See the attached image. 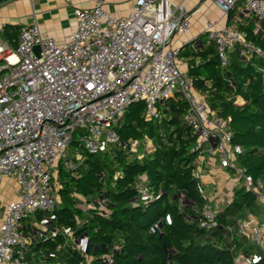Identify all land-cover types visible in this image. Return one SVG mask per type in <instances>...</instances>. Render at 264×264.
Masks as SVG:
<instances>
[{
	"label": "built area",
	"instance_id": "built-area-1",
	"mask_svg": "<svg viewBox=\"0 0 264 264\" xmlns=\"http://www.w3.org/2000/svg\"><path fill=\"white\" fill-rule=\"evenodd\" d=\"M132 1L124 16L109 12L106 0L75 7L76 27L63 42L42 34L36 21L21 25L17 38L9 40L3 36L5 23L0 24V186L8 177L20 187L16 197L4 203L0 264H29L23 251L29 238L20 232L21 221L53 208V170L60 159L69 164L67 152L76 134L80 147L89 153L103 151L111 143L137 152L139 142H121L114 129L133 101H142L147 117H156L158 101L181 97L187 104L184 121L197 133L192 148L199 152L197 161L217 155L219 164L232 169L264 203L262 181L254 180L237 163L242 147L230 143L226 121L195 90L187 69L178 65V50L170 46L175 34L188 29L189 15L175 16L169 0ZM212 1L224 12L239 3L244 13L264 22V0ZM203 32L214 42L222 66L235 48L245 58L262 54L235 27L207 21ZM133 188L143 204L152 197L144 175ZM198 189L205 195L202 185ZM217 211L207 199L199 225L215 227ZM47 222L41 220L43 225ZM236 231L247 236L255 249L235 255L234 264H264V218H237ZM63 233L68 234V229L63 228ZM86 242L83 237L75 245L82 254ZM106 260L110 264L111 257Z\"/></svg>",
	"mask_w": 264,
	"mask_h": 264
},
{
	"label": "trees",
	"instance_id": "trees-1",
	"mask_svg": "<svg viewBox=\"0 0 264 264\" xmlns=\"http://www.w3.org/2000/svg\"><path fill=\"white\" fill-rule=\"evenodd\" d=\"M20 27L6 23L3 36L16 39ZM235 28L262 54L245 58L235 48L222 66L214 42L207 38L202 49L183 45L176 57L186 64L208 107L226 121L230 143L242 147L237 163L264 185V35L252 24ZM157 110L156 117H147L144 103L133 101L114 126L121 142H139L137 152L111 143L103 151L89 153L74 136L67 152L74 166L63 159L56 164L59 201L51 210L32 214L37 221L48 219V233L34 240L31 250L42 245L46 261L62 264H107V256L110 264H234L235 255L255 249L247 236L237 233L236 219L248 214L264 218V205L240 185L217 211L215 227H201L200 210L207 196L198 189L199 152L192 149L197 133L184 121L187 104L177 95L158 101ZM146 139L151 142L149 151L143 148ZM141 175L152 189L144 204L133 188ZM30 228L20 232L30 237ZM63 228L69 233L64 234ZM83 237L87 242L82 254L75 245ZM24 256L33 264L30 253Z\"/></svg>",
	"mask_w": 264,
	"mask_h": 264
},
{
	"label": "crops",
	"instance_id": "crops-1",
	"mask_svg": "<svg viewBox=\"0 0 264 264\" xmlns=\"http://www.w3.org/2000/svg\"><path fill=\"white\" fill-rule=\"evenodd\" d=\"M93 2L94 0H6L0 3V24L10 23L21 26L36 21L42 34L54 37L58 42H63L77 24L73 9L75 7H90ZM169 2L175 7V16H180L182 13L189 15L188 29L175 34L171 39L170 46L177 50L183 45H188L192 49H202L205 46L204 40L208 38L203 32L207 21H212L217 26L246 27L252 24L255 32L258 30L260 35H264V25L256 17L244 13L239 3L224 12L212 0H169ZM132 5V0H106L105 2V8L115 16L128 14ZM177 62L181 68L187 69L184 62L180 60ZM143 145L144 151L151 149L150 140L143 141ZM54 171L52 174L53 201L58 202L56 193L58 185L55 186L56 171ZM195 172L204 192L207 191L210 198L214 200L217 210H221L231 200L234 191L243 185L232 170L219 164L217 155H206L201 162L196 161ZM19 191L20 187L14 179L3 178L0 186V221L4 213V203L15 198ZM76 197L81 200L80 196ZM260 204L264 205L261 202ZM247 216L254 215L248 214ZM47 224H41V220L37 221L32 214L29 218L21 221L20 228L24 227L27 231L26 227L30 226L33 231L30 237L27 236L29 242L23 251L25 254L30 253L33 264L38 262L62 264L46 261V250L42 245H39L37 250H31L32 242L41 238L42 233H48ZM36 230L39 233H36ZM67 242L70 243V239H67Z\"/></svg>",
	"mask_w": 264,
	"mask_h": 264
},
{
	"label": "rangeland",
	"instance_id": "rangeland-1",
	"mask_svg": "<svg viewBox=\"0 0 264 264\" xmlns=\"http://www.w3.org/2000/svg\"><path fill=\"white\" fill-rule=\"evenodd\" d=\"M78 134H76V138L78 139ZM68 157V156H67ZM68 165H70V167L72 166L73 167V165H74V163H73V161L72 160H69V164ZM55 171H56V167H55V169H54ZM53 170V171H54ZM54 171V172H55ZM51 184L53 185V178L51 179ZM58 184H57V181H56V183H55V186H57ZM208 192L206 191V193H205V195L207 196V199H208V201H209V203L211 204V206L213 207V208H216L215 207V202H214V200H212L211 198H210V195H209V193L207 194ZM53 195H54V192H52V199H54V197H53ZM210 198V199H209ZM37 232L36 233H39L38 232V230H36ZM42 233V232H41ZM43 236L44 237H46V234H44L43 233ZM73 247H74V245H72Z\"/></svg>",
	"mask_w": 264,
	"mask_h": 264
},
{
	"label": "water",
	"instance_id": "water-1",
	"mask_svg": "<svg viewBox=\"0 0 264 264\" xmlns=\"http://www.w3.org/2000/svg\"><path fill=\"white\" fill-rule=\"evenodd\" d=\"M34 51L36 52V53H38V51H39V49H38V46H34Z\"/></svg>",
	"mask_w": 264,
	"mask_h": 264
}]
</instances>
